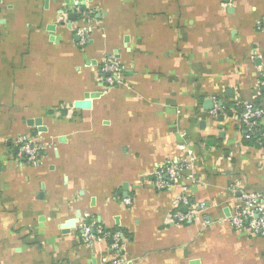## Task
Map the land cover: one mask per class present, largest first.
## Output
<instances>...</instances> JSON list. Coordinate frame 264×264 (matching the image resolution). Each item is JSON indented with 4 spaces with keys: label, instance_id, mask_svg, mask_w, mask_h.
I'll list each match as a JSON object with an SVG mask.
<instances>
[{
    "label": "crops",
    "instance_id": "obj_1",
    "mask_svg": "<svg viewBox=\"0 0 264 264\" xmlns=\"http://www.w3.org/2000/svg\"><path fill=\"white\" fill-rule=\"evenodd\" d=\"M75 1L0 0V264H109V240L80 242L86 218L127 232L126 263L264 264V236L228 222L243 192L264 195V146L238 119L249 104L264 128V0ZM18 135L44 145L39 165ZM183 193L198 218L172 222Z\"/></svg>",
    "mask_w": 264,
    "mask_h": 264
},
{
    "label": "built area",
    "instance_id": "obj_2",
    "mask_svg": "<svg viewBox=\"0 0 264 264\" xmlns=\"http://www.w3.org/2000/svg\"><path fill=\"white\" fill-rule=\"evenodd\" d=\"M77 7V6H75ZM78 8V7H77ZM82 20V19H81ZM83 21V20H82ZM79 37L78 44L83 47L89 39L87 26L81 25L76 28ZM103 83L107 87H113L122 83V69L119 62L113 58H105L99 69ZM215 108L213 114L218 113ZM262 114L261 109L253 108L246 104L239 113V123L246 137H255L257 144L264 146V130L260 128L258 119ZM17 146V156L26 165H39L42 162L44 145L36 137L18 135L14 141ZM180 154L174 159L165 161L158 165L154 171V187L157 190L166 189L172 186L184 169L190 165V159ZM239 206L230 214L228 222L237 231H247L252 235L264 236V195L253 191L243 192L239 198ZM126 204L130 203L129 198H125ZM178 204L185 207V211H174L168 214V219L172 222L182 223L186 221H196L197 210L190 202L185 193L178 197ZM79 239L85 245H92L98 240H109V255L103 262L109 264H125L126 259L123 254L124 235L120 230L110 232L94 218L83 219L78 223Z\"/></svg>",
    "mask_w": 264,
    "mask_h": 264
},
{
    "label": "water",
    "instance_id": "obj_3",
    "mask_svg": "<svg viewBox=\"0 0 264 264\" xmlns=\"http://www.w3.org/2000/svg\"><path fill=\"white\" fill-rule=\"evenodd\" d=\"M65 1H67V3H68L70 6H77V7H79L80 10L83 9V8H82L83 2H81V1H75V0H65ZM75 16H76V15H75V13H74L73 11H71V13H69V18H70L71 20H74V19H75ZM96 95H97V93H91V97H94V96H96ZM219 104H222V103L220 102ZM78 105H79V104H75L76 107H79ZM219 119L222 120V119H223V115H220ZM30 122H31V121H29V123H30ZM39 122H40L39 119H36V120H35V123H36V124H38ZM14 150H17V149H14ZM74 222H75V219H71V220L67 221V222L64 224V227H65V228H68L69 226H73V225H74ZM125 264H132V262H128V263H125Z\"/></svg>",
    "mask_w": 264,
    "mask_h": 264
},
{
    "label": "trees",
    "instance_id": "obj_4",
    "mask_svg": "<svg viewBox=\"0 0 264 264\" xmlns=\"http://www.w3.org/2000/svg\"><path fill=\"white\" fill-rule=\"evenodd\" d=\"M261 129L264 130V128H261ZM252 139L254 141L256 140V138L254 136L252 137ZM107 230H109L110 232H113L115 230H120L123 233L124 237H127V232L124 231L123 229L119 228V227H115V228H111V229H107Z\"/></svg>",
    "mask_w": 264,
    "mask_h": 264
}]
</instances>
